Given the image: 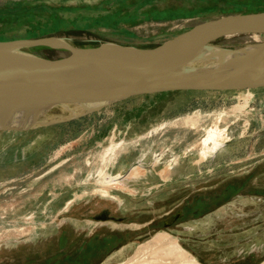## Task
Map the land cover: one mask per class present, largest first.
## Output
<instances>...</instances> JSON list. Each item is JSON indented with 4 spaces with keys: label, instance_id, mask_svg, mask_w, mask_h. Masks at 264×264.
Returning <instances> with one entry per match:
<instances>
[{
    "label": "rangeland",
    "instance_id": "374dc122",
    "mask_svg": "<svg viewBox=\"0 0 264 264\" xmlns=\"http://www.w3.org/2000/svg\"><path fill=\"white\" fill-rule=\"evenodd\" d=\"M260 11L264 0H0V41L55 36L77 47L149 48L201 21ZM263 41L237 35L216 44ZM201 197L213 200L193 216ZM103 211L115 219L98 218ZM142 246L150 255L137 263ZM188 257L264 264V88L138 96L72 121L0 131V264Z\"/></svg>",
    "mask_w": 264,
    "mask_h": 264
},
{
    "label": "water",
    "instance_id": "95a60500",
    "mask_svg": "<svg viewBox=\"0 0 264 264\" xmlns=\"http://www.w3.org/2000/svg\"><path fill=\"white\" fill-rule=\"evenodd\" d=\"M237 35H264V11L204 20L149 48L112 42L77 47L55 36L0 41V131L72 121L138 96L262 89L264 41L216 44ZM35 46L64 54L45 58L26 50ZM65 107L79 111L40 122Z\"/></svg>",
    "mask_w": 264,
    "mask_h": 264
},
{
    "label": "bare ground",
    "instance_id": "6f19581e",
    "mask_svg": "<svg viewBox=\"0 0 264 264\" xmlns=\"http://www.w3.org/2000/svg\"><path fill=\"white\" fill-rule=\"evenodd\" d=\"M64 114L66 113H70V114H73L74 112L76 111H79L78 108L76 107H73V108H67L65 107L64 110H60V109H55L53 112H50L49 114H45L43 116V118L40 119V122L41 123H46V122H51V121H54L58 118H62L61 116V113ZM177 247L175 244L173 245V248ZM145 246H142L141 248L137 249L135 254L132 256L131 259H133L135 262H146L148 261V258H149V253L148 252H145ZM186 264H200L194 257H188V259L186 260Z\"/></svg>",
    "mask_w": 264,
    "mask_h": 264
},
{
    "label": "flooded vegetation",
    "instance_id": "af4514ba",
    "mask_svg": "<svg viewBox=\"0 0 264 264\" xmlns=\"http://www.w3.org/2000/svg\"><path fill=\"white\" fill-rule=\"evenodd\" d=\"M114 182H116L117 184L120 183V179H113ZM112 179H110L109 181H113ZM231 189H234V192L236 191L235 187H232ZM215 199H219V197L215 196ZM213 200V199H212ZM211 199L208 198H197L195 203L192 207H191V212L193 216H197L200 214L201 208L205 207L206 205H208V203H210L212 201ZM197 205H199L197 207ZM189 208V207H188ZM184 209H182L181 211H178L177 213H175L174 215H171L169 217H167V220H165V222H167L168 226H172L173 224H176L177 221L181 220L184 217ZM98 218L104 220V221H109V220H114L115 218L110 215L108 213V211H103L102 213H100V215H98Z\"/></svg>",
    "mask_w": 264,
    "mask_h": 264
},
{
    "label": "trees",
    "instance_id": "16d2710c",
    "mask_svg": "<svg viewBox=\"0 0 264 264\" xmlns=\"http://www.w3.org/2000/svg\"><path fill=\"white\" fill-rule=\"evenodd\" d=\"M59 263L61 264V262L58 261L57 264H59Z\"/></svg>",
    "mask_w": 264,
    "mask_h": 264
}]
</instances>
